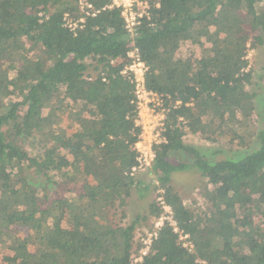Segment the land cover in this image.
<instances>
[{"label": "trees", "instance_id": "16d2710c", "mask_svg": "<svg viewBox=\"0 0 264 264\" xmlns=\"http://www.w3.org/2000/svg\"><path fill=\"white\" fill-rule=\"evenodd\" d=\"M76 1L0 0L4 264H133L164 213L156 194L146 215L123 225L125 211L118 216L134 189L142 199L163 189L194 246L185 248L165 223L138 264H264V130L254 122L255 68L245 59L249 49L264 50V0H138L150 18L134 36L122 10L107 8L113 0H91L100 12L74 35L63 18L80 16ZM41 12L49 15L42 23ZM188 43L199 44L197 54H181ZM133 47L149 67L147 87L169 96V142L155 147L150 169L156 184L130 175L141 129L134 85L122 71ZM189 133L244 149L258 139L260 147L212 163L184 143ZM172 151L195 157L204 211L184 204L172 185L187 168L170 162Z\"/></svg>", "mask_w": 264, "mask_h": 264}, {"label": "built area", "instance_id": "2783aa9c", "mask_svg": "<svg viewBox=\"0 0 264 264\" xmlns=\"http://www.w3.org/2000/svg\"><path fill=\"white\" fill-rule=\"evenodd\" d=\"M76 6L80 13L78 18L70 12L66 13L63 18L64 27L74 35L77 34L78 30L84 27L88 17H94L100 12L99 10L94 9L91 0H77ZM113 7L122 10L126 29L133 36L136 34L137 28L141 26L142 20L145 17L150 18L149 5L147 2L138 0H113V4L107 8ZM39 18L40 23H42L49 19V15L41 12L39 13ZM248 48H250V45H248ZM253 52V49H249L247 56L245 57L249 63L252 58L251 53ZM128 57L131 59V62L129 65H126L125 69L122 71V75L129 78L134 85L138 112L135 125L141 129L139 139L133 147V150L137 154V163L130 172L132 177H136L140 172L152 169L153 163L156 159L155 147L168 144L169 142L167 137V120L170 108L166 105L169 96L159 94L147 87L146 73L149 71V67L142 60L138 50L133 47V49L128 52ZM250 68L251 66L249 64L247 70ZM104 81L106 80L104 79ZM179 104L180 102H178L176 106ZM157 193V201L164 210V213L162 217L154 223L153 230L141 239L143 248L139 251L138 257H134L133 264H138L143 261V258L149 253L153 241L157 239L158 233L165 223L172 226L174 231L180 235L179 239L185 248H188L190 251L194 248L192 242L188 240L189 236L183 234L178 228L171 206H169L162 197L164 190L159 189Z\"/></svg>", "mask_w": 264, "mask_h": 264}, {"label": "rangeland", "instance_id": "374dc122", "mask_svg": "<svg viewBox=\"0 0 264 264\" xmlns=\"http://www.w3.org/2000/svg\"><path fill=\"white\" fill-rule=\"evenodd\" d=\"M200 42H203L207 45L208 40L204 38ZM191 44H185L180 48L182 55H187L191 52L197 54L196 51L199 50V44ZM251 54L252 58L249 64L251 67L253 66L255 68V75L253 79V86H251L249 90L254 93L255 96L258 95V107L256 108V112L259 114V117L256 116V118H254V122L259 130H264V50H255ZM12 77H15V73H12ZM65 126L69 129V133H73V131H75L76 126L73 123L67 121L65 123ZM184 143L188 146L198 149L209 160V162L212 163L224 160L238 161L244 158L249 153L256 151L260 147V142L258 141V139H255L250 148L244 149L239 145L231 146L224 140H220L218 143L206 142L205 140L201 139L199 135H194L191 133L187 134L184 137ZM170 162L175 165L184 164L187 166L185 170H179L173 174L172 185L183 196V200L187 206L194 205L197 208L201 207V211H204L205 205H202V199L199 198V189L201 188L204 180L201 178L197 167L194 165L195 157L188 153L172 151V153L170 154ZM135 178L137 181L141 180L138 182L146 184H156V182H153L156 179L154 175L150 181H148L147 179V173H144L143 176L137 175ZM143 189L146 193L147 190L145 188ZM156 194L158 195L156 191H153L152 194L149 195L150 197L148 199H142L140 193L136 189H134L129 208H124L123 210H121L118 216L119 220H122L120 219L121 213L125 211L126 219L122 222L123 225L131 223L137 215H146L148 205L156 196ZM194 200H198L197 204L194 202ZM143 226H145V223L143 224ZM143 229L146 230L145 227H143ZM140 232L142 233V231ZM149 232L151 231L148 230V233ZM141 233L138 232V234ZM145 236L146 235H143L142 238H144ZM138 255L135 256V258L138 257ZM6 256V253H0V264H4Z\"/></svg>", "mask_w": 264, "mask_h": 264}, {"label": "crops", "instance_id": "0c3cea01", "mask_svg": "<svg viewBox=\"0 0 264 264\" xmlns=\"http://www.w3.org/2000/svg\"><path fill=\"white\" fill-rule=\"evenodd\" d=\"M257 102H258V95H256V97H255L256 108L258 107ZM256 116L259 117V114L257 112H256ZM144 173H147L148 181H150L153 178V174H152V172L150 170L142 171L138 175H142L143 176ZM138 181H141V180H138ZM140 183H142V182H140Z\"/></svg>", "mask_w": 264, "mask_h": 264}]
</instances>
